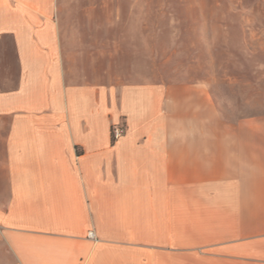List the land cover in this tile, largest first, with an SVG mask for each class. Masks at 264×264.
I'll use <instances>...</instances> for the list:
<instances>
[{
  "label": "crops",
  "instance_id": "0c3cea01",
  "mask_svg": "<svg viewBox=\"0 0 264 264\" xmlns=\"http://www.w3.org/2000/svg\"><path fill=\"white\" fill-rule=\"evenodd\" d=\"M119 2L0 0V264H264V114L153 79Z\"/></svg>",
  "mask_w": 264,
  "mask_h": 264
},
{
  "label": "rangeland",
  "instance_id": "374dc122",
  "mask_svg": "<svg viewBox=\"0 0 264 264\" xmlns=\"http://www.w3.org/2000/svg\"><path fill=\"white\" fill-rule=\"evenodd\" d=\"M104 2L115 8L116 0ZM119 4L134 12L125 18L129 35L145 47L153 79L209 81L219 110L232 120L264 114V0ZM111 20L104 17L105 24Z\"/></svg>",
  "mask_w": 264,
  "mask_h": 264
},
{
  "label": "built area",
  "instance_id": "2783aa9c",
  "mask_svg": "<svg viewBox=\"0 0 264 264\" xmlns=\"http://www.w3.org/2000/svg\"><path fill=\"white\" fill-rule=\"evenodd\" d=\"M126 131H127V126L125 123L121 122V123L115 124L112 127L113 140L114 141L120 140L126 134ZM89 238L91 239L95 238L94 232H89Z\"/></svg>",
  "mask_w": 264,
  "mask_h": 264
}]
</instances>
